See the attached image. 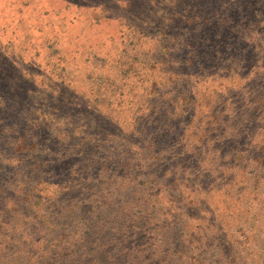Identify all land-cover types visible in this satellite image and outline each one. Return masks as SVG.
Wrapping results in <instances>:
<instances>
[{
	"label": "trees",
	"instance_id": "1",
	"mask_svg": "<svg viewBox=\"0 0 264 264\" xmlns=\"http://www.w3.org/2000/svg\"><path fill=\"white\" fill-rule=\"evenodd\" d=\"M148 1L132 49L160 40L154 65L128 61L129 83L102 67L87 90L70 94V72L46 63L44 87L27 92L37 110L13 119L0 111L1 157L22 162L25 181H35L0 203V264H77L56 234L62 221L102 208L99 194H121L110 184L139 176L161 190L162 199L142 205L154 214L123 221L100 242L95 226L77 220L79 241L93 238L86 264H264V0H153L150 12ZM121 107L126 120L111 125ZM250 126L260 137L244 139ZM79 180L88 190L72 185ZM33 243L26 256L16 253Z\"/></svg>",
	"mask_w": 264,
	"mask_h": 264
},
{
	"label": "rangeland",
	"instance_id": "2",
	"mask_svg": "<svg viewBox=\"0 0 264 264\" xmlns=\"http://www.w3.org/2000/svg\"><path fill=\"white\" fill-rule=\"evenodd\" d=\"M144 1L0 0V111L5 114L4 118H28L37 110L31 104H27V92L44 87L41 79L48 73L49 67H45L46 63L59 64L70 72L65 86L67 93L70 94L87 90L86 81L99 76L102 67L108 78L120 75V78L126 79L129 83L130 76H136V70L130 68L128 61L133 60L132 63L135 64L138 62L136 58L140 57L147 61L148 66L154 65L148 61L153 60L156 48L162 46L160 40L156 42L155 37L148 38L141 45L142 49L135 45L137 54L132 49L131 28ZM151 4L153 0L147 3L149 12ZM156 55L160 58L161 52H156ZM93 60L96 62L93 63ZM96 64L99 67H96ZM57 72L54 67L52 74ZM152 73L154 75V70L148 68L142 72V77L150 81ZM46 89L57 94V90H52L51 87ZM121 108L111 117V125L126 120L124 107ZM259 112L261 122L264 112ZM182 125L184 129L187 126L186 121ZM111 129L112 132L118 131L114 127ZM248 129L244 139L260 137L261 129L258 130V127L254 126ZM153 169L156 171L158 168ZM16 170L19 172L22 170V173L15 174ZM78 175L79 171H75V176ZM256 175L258 178L262 176ZM238 181L240 180L237 179V183ZM24 182L28 181H25V168L22 162L14 167L0 154V203L6 201L12 203L17 200L16 196L20 194L18 188L24 185ZM133 182L134 184H110L121 188L122 191L120 195L109 196L107 200L104 198V192L99 194L96 204H102V208L105 206L103 210L99 208L91 214L77 211L73 218H69V222L62 221L66 230L59 229L56 234L66 236L64 244L70 251L75 252L77 264H86L89 261L84 256L85 248L88 249L93 238L99 242L111 238L113 232L123 226V221L137 220L142 213L149 216L154 214L151 210L149 212L145 210L142 205L145 201L149 204L156 203L154 201L156 196L162 199L159 186L146 184L143 176H139ZM28 183H30L28 186H32L35 181ZM82 183L79 180L72 185L85 189L89 187V184ZM84 196L86 199V195ZM77 220L84 223L86 230L89 228L92 230L95 226L93 238L87 235L85 244L79 241V233L73 227ZM113 238L115 239L113 244L118 246L117 237ZM131 238L134 240L132 234H129L127 240ZM35 247L34 243L22 245L16 253L19 254L21 250L22 254L19 255L24 257L35 250ZM160 247L158 245V249ZM65 260L64 264L68 261Z\"/></svg>",
	"mask_w": 264,
	"mask_h": 264
}]
</instances>
